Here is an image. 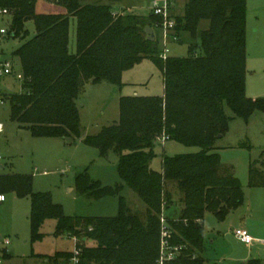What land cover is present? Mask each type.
I'll return each mask as SVG.
<instances>
[{
	"label": "trees",
	"instance_id": "obj_1",
	"mask_svg": "<svg viewBox=\"0 0 264 264\" xmlns=\"http://www.w3.org/2000/svg\"><path fill=\"white\" fill-rule=\"evenodd\" d=\"M37 1L0 0V7L10 11L11 37L25 39L29 21L36 30L13 52L23 80L21 92L7 96L12 121L35 137L80 138L77 100L85 85L121 86L123 73L145 59L160 67L164 95L122 96L119 119L83 139L101 156L110 151L119 156L121 183L103 185L87 172L76 179L78 191L89 198L118 196L117 215H66L50 192L33 190L30 175L0 174V193L30 198L32 242L43 240L41 229L48 220L56 221V235L77 238L80 264H158L162 218L170 245L182 247L169 264H204L205 213L224 220L244 201L240 180L216 146L232 118L225 106L245 119L264 112V97L246 94L247 0H182L180 14L174 12L176 0H168L174 21L169 39L181 42L187 34L190 41L187 56L165 58L160 47L165 21L152 10L115 12L120 0H46L59 10L39 12ZM71 18L76 19L74 53ZM147 27L155 31V41L147 39ZM162 136L200 150L164 156L156 170L152 162ZM249 185L264 187V173L254 163ZM125 186L137 193L145 211L129 206L121 195ZM71 256L72 251H58L44 259L46 264H66Z\"/></svg>",
	"mask_w": 264,
	"mask_h": 264
},
{
	"label": "rangeland",
	"instance_id": "obj_2",
	"mask_svg": "<svg viewBox=\"0 0 264 264\" xmlns=\"http://www.w3.org/2000/svg\"><path fill=\"white\" fill-rule=\"evenodd\" d=\"M120 3L126 8L120 12L147 14L152 10L153 1L120 0ZM183 5L182 0H176L174 12L180 14ZM51 10H59V7L46 0L37 1V11ZM8 26L7 17H0V29ZM26 29L25 39L21 36L12 37L0 43V62H14L12 73L0 77V95L5 100L0 104V122L5 125L4 132L0 133V164H4L5 169L0 170V174L32 176L33 190L50 192L54 203L62 205L66 215L115 216L119 210L118 196L99 200L89 198L78 191L76 179L81 173L87 172L91 179L99 180L103 185L121 183L117 169L119 156L113 151L101 156L98 148L86 145L83 139L119 119V101L122 96L164 95L163 73L155 62L145 59L123 73L121 86L108 82L88 83L77 100L82 136L68 138L71 142L67 138L35 137L29 129L11 120V107L7 101L9 93H19L22 89L21 80L17 77L21 66L13 52L36 32L32 21L26 23ZM70 29V49L74 53L77 50L74 19L71 20ZM164 34L161 30L160 47L166 52L165 56L188 55L190 37L187 34L181 42L166 38V47ZM246 94L252 99L264 97V0H247ZM225 112L232 118L216 146L223 163L231 166L240 180L244 201L239 208L230 211L224 220H219L210 211L205 213L203 253L217 264H264V187L249 185L251 163L264 173V112L254 113L248 119L236 117L227 105ZM199 150L198 147H188L176 141L159 142L155 146L156 157L152 167L161 170L164 156ZM121 195L133 210L145 211L146 205L129 186L124 187ZM31 208L29 197H20L14 192L7 194V202L0 207V236L8 237L11 241L7 246L10 258L4 264H46V256L75 248L74 238L68 234H55V220H48L43 225L41 231L45 237L42 241L32 242ZM240 227H245L254 239L245 262L229 259L231 253L227 232ZM206 262L212 264L207 259Z\"/></svg>",
	"mask_w": 264,
	"mask_h": 264
},
{
	"label": "built area",
	"instance_id": "obj_3",
	"mask_svg": "<svg viewBox=\"0 0 264 264\" xmlns=\"http://www.w3.org/2000/svg\"><path fill=\"white\" fill-rule=\"evenodd\" d=\"M152 11L161 17L164 18V46L166 47L167 39L170 36L171 28L174 25V21L169 19V4L168 0H153L152 3ZM10 15V11L8 8L0 7V17H6ZM10 36L9 28H1L0 29V43L7 39ZM167 51V49L165 50ZM166 52L163 54L165 58ZM13 70L12 64L10 62H0V76H5L11 74ZM17 77L19 79H23L22 74H18ZM0 103H3V100L0 98ZM3 131V124L0 123V132ZM158 140L161 142H165V136L158 137ZM1 159V158H0ZM7 200V195L5 193H0V205H2ZM165 219L162 218V235H161V250H160V257L158 260V264H169L170 262L174 261L175 258L181 253L182 247L180 246H171L167 236L169 235V231L164 226ZM236 239L241 241L244 245L249 247L253 242L254 239L250 235L249 231L245 228L236 229L233 233ZM75 241V248L72 250V256L66 262V264H80V255L81 249L77 247L78 239L74 238ZM11 243L8 237H0V264H4V252L7 249V246ZM7 251V250H6Z\"/></svg>",
	"mask_w": 264,
	"mask_h": 264
},
{
	"label": "water",
	"instance_id": "obj_4",
	"mask_svg": "<svg viewBox=\"0 0 264 264\" xmlns=\"http://www.w3.org/2000/svg\"><path fill=\"white\" fill-rule=\"evenodd\" d=\"M146 32L148 40H156V33L151 27H147ZM68 141L71 142L72 140L68 139ZM227 239L231 248V254L229 255V258L241 261L247 260L249 257V247H247L241 241L236 239L233 234H227Z\"/></svg>",
	"mask_w": 264,
	"mask_h": 264
},
{
	"label": "crops",
	"instance_id": "obj_5",
	"mask_svg": "<svg viewBox=\"0 0 264 264\" xmlns=\"http://www.w3.org/2000/svg\"><path fill=\"white\" fill-rule=\"evenodd\" d=\"M151 2H152V0H151ZM117 4H118V2H117ZM117 4L114 5V11H115V12H120L122 9H125L122 3H119V4L122 5L121 7H119L120 5L117 6ZM151 6H152V3H151ZM119 8H121V9H119ZM51 11H52V10H51ZM51 11H50V12H51ZM6 17H7V19L9 20V25H10V15H8V16H6ZM72 19H74V20L76 21L75 18H71V19H70V26H71V20H72ZM5 28H9V26H8V27H5ZM70 30H71V29H70ZM9 38H12V37L9 36L6 40H8ZM69 41H70V32H69ZM13 58H14V57H13ZM0 59H1V53H0ZM17 60H18V62H19V59H17ZM5 62H7V61H5ZM8 62H10V63L12 64V67H13L14 62H13V61H8ZM18 74H22L21 71H20ZM0 77H1V76H0ZM20 80H21V83H22V80H23V79H20ZM99 84H101V83H99ZM21 87H22V86H21ZM21 90H22V89H21ZM20 92H21V91H20ZM20 92H19V93H20ZM9 94H11V93H9ZM0 98H1V95H0ZM1 99L3 100V102H5V100H4L3 98H1ZM0 104H2V103H0ZM0 123H2V122H0ZM2 124H3V123H2ZM4 130H5V125L3 124V131L0 132V133H3ZM4 169H5V165L1 163V164H0V170L2 171V170H4ZM6 195H7V194H6ZM6 202H7V200H6L2 205H0V207L3 206ZM144 209H146V208H144ZM203 223H204V219H203ZM240 228H245V227H240ZM233 233H234V231H228V232H227V234H233ZM249 233H250V232H249ZM0 237H2V236H0ZM252 244H253V243H252ZM252 244H251V245H252ZM251 245L249 246V250H250ZM6 250H7V251H6ZM6 250H5L4 254L7 253L8 256L5 257V262H6L7 259L10 258V256H9V251H8V249H6ZM229 253H231V248H230ZM201 256H202L203 258H205V262H204V264H207L206 259H207L208 261H210V263H212V264H217L216 262H212L211 260H209L208 258H206V257L204 256V253H201ZM229 259H231V258H229ZM231 260H233V261H237V262H245V261H246V260H245V261H241V260H235V259H231Z\"/></svg>",
	"mask_w": 264,
	"mask_h": 264
}]
</instances>
